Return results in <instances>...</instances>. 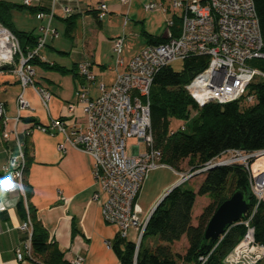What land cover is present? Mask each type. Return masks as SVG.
<instances>
[{"label": "built area", "instance_id": "obj_1", "mask_svg": "<svg viewBox=\"0 0 264 264\" xmlns=\"http://www.w3.org/2000/svg\"><path fill=\"white\" fill-rule=\"evenodd\" d=\"M117 1L122 6L131 3V0ZM22 3L29 6L30 0H22ZM143 8L163 14L173 11L165 20V40L146 44L124 61L121 53L125 34L113 38L111 50L114 64L115 67H122V70L116 73L109 87L99 85V94L95 98L89 96L88 86L82 85L75 104L67 106L70 113L75 107L82 109L84 126L67 128L69 124L61 118H53L49 124L37 126L43 132L62 136L58 149L71 147L91 158V173L96 186L92 199L99 205L104 223L115 226L116 234L121 238L127 239L129 229L136 230L134 254L148 218L141 219L136 197L146 175L152 170L166 167L160 161L161 154L154 147L150 131L149 94L156 72L190 56L206 57V66L184 85L199 107L209 102L224 104L239 100L250 104L255 98L252 93H247V86L255 78L264 80V71L249 64L250 60L263 57L264 48L253 0H167L166 3L164 0H150L143 4ZM96 9L98 19L108 11L104 2H99ZM64 13L70 14V8H64ZM174 16L179 19L177 31H174ZM44 17L43 12L36 13L37 19ZM51 17L52 12L47 15V24L40 28L36 45L26 54L22 53L16 37L0 22V70L4 67L11 69L21 86L16 98L17 115L12 118L15 123L21 111L29 106L24 90L34 85V71L28 61L38 55L48 36L58 37V32L49 27ZM126 22L127 18L124 24ZM78 74L87 83L94 80L88 61L78 65ZM37 94L42 106L47 108L50 93L39 88ZM9 120L5 116L3 102H0L2 138L15 140L18 148L16 154L8 153L1 183L5 191L20 190L24 198L22 143L17 140L16 130L8 129ZM183 128L182 123L174 129L170 128V132ZM131 138L135 142L130 146L131 153H127L126 140ZM261 158H264V150L249 152L230 149L202 168L181 175L176 183L179 185L192 175L213 166L240 164L246 170L255 206L242 220L245 232L224 257V264H257L264 258V247L255 242L253 227L249 222L255 207L264 204V162L260 161ZM20 229L26 231L29 238L24 253L16 251L17 261L31 256V223L28 218ZM69 264H84V259L76 255L69 260Z\"/></svg>", "mask_w": 264, "mask_h": 264}, {"label": "crops", "instance_id": "obj_2", "mask_svg": "<svg viewBox=\"0 0 264 264\" xmlns=\"http://www.w3.org/2000/svg\"><path fill=\"white\" fill-rule=\"evenodd\" d=\"M2 1L23 5L22 0ZM148 1L150 0L145 3ZM166 1L164 0L165 3ZM99 2H104L108 7V11L100 19L97 18L96 9ZM28 7L35 8L36 11L31 13ZM130 7L128 9V6L120 5L117 0H30L29 6L14 9L10 14L15 29L31 32L38 38L41 34L40 28L47 24V15L52 12L49 27L58 32V37H47L45 46L38 51V58L49 65L55 64L63 70H70L61 73L30 66L34 71V85L27 86L24 90L29 106L21 111L17 123L13 122L12 118L17 115L16 98L21 86L11 69L0 70V102L4 104L5 116L11 119L7 127L16 130L19 142L27 140L29 143L31 159L25 174V179L31 188L29 201L35 208L37 219L47 231L48 240L57 244L63 253V258L68 262L78 255L83 257L84 264H118L116 255L108 247L117 229L113 225L104 223L99 205L92 199L96 186L91 173V158L86 153L71 147L58 149L57 145L62 142V136L58 133L43 132L37 126L47 125L53 118L65 120L69 124L67 128L84 126L82 109L75 107L70 113L67 106L75 104L78 90L82 85L88 86L89 96L90 86H95L97 92L95 97H97L99 85L109 87L116 73L122 70V67H115L112 50L109 49L111 40L120 36L125 27L129 26V30H132L128 14ZM64 8H70L71 13L65 14ZM39 11L45 14L44 18H36V13ZM68 17H73L75 20L71 37L64 34L65 20ZM125 18L127 22L124 24ZM59 35H64L66 40L60 39ZM103 44L108 45L107 53L101 50ZM146 44L145 42L141 48ZM136 53L123 57L124 61L129 60ZM83 61L90 63V71L94 75V80L90 83H86L78 74V65ZM39 88L46 89L51 95L47 108L41 104L37 94ZM1 131L0 122V264H38L37 261L27 259L26 256L23 257V261L16 260V251L20 250L24 253L29 236L26 231L20 229V225L25 221L17 210V202L23 198L22 193L20 190L7 192L1 183L2 169L6 164L8 153L16 154L18 149L15 140L2 138ZM148 178L146 175L136 197L141 219L149 217L156 203L179 180L177 178L166 182L153 196L141 198ZM207 202L208 199L204 196L196 198L192 213L193 223ZM129 232L136 236L135 229H129L127 235ZM152 239L150 245L155 243ZM127 240L132 239L127 238ZM171 248L174 252H184L187 248L185 236L174 242Z\"/></svg>", "mask_w": 264, "mask_h": 264}, {"label": "trees", "instance_id": "obj_3", "mask_svg": "<svg viewBox=\"0 0 264 264\" xmlns=\"http://www.w3.org/2000/svg\"><path fill=\"white\" fill-rule=\"evenodd\" d=\"M258 24L264 44V0H253ZM0 0V22L18 40L23 54L34 48L37 38L31 33L14 28L10 14L14 9L24 8ZM31 13L35 8L28 7ZM64 34L71 37L75 28L73 17L66 18ZM174 31L178 30L179 19L173 17ZM147 44L163 42V36H153L141 31ZM204 56H190L181 61L178 71L170 65L160 68L153 77L149 94L150 131L154 147L160 151V161L166 167L181 173V164L185 162L189 171L202 168L207 162L218 158L230 149L244 151L264 150V80L255 78L247 86V93L254 95L250 104L242 100L224 104L209 102L199 107L184 85L206 66ZM31 67H41L66 73L62 67L41 61L38 55L28 61ZM249 64L264 71L263 57L252 59ZM2 69H7L4 67ZM73 72V71H72ZM81 77V76H80ZM181 121L183 129L170 132L171 122ZM30 148L27 140L22 141L24 167L22 186L24 198L18 200L17 210L23 220L31 223L30 259L40 264H69L56 243L48 240V234L37 219L35 208L30 203L31 188L25 179L30 161ZM194 188L185 182L169 189L159 200L141 234L139 246L134 254V243L116 234L110 241V248L118 259V264H224L226 254L236 245L245 232L242 220L252 212L255 200L249 191L248 175L240 164L213 166L203 172ZM242 190L248 197L250 207L245 217L229 226L209 248L205 255L199 252L203 241V232L210 216L217 206L232 192ZM206 197L207 204L192 222L193 207L197 197ZM254 240L264 247V204L260 203L251 214ZM182 236L187 240L184 252H174L171 245ZM144 238H155V243L143 244ZM257 264H264L261 260Z\"/></svg>", "mask_w": 264, "mask_h": 264}, {"label": "rangeland", "instance_id": "obj_4", "mask_svg": "<svg viewBox=\"0 0 264 264\" xmlns=\"http://www.w3.org/2000/svg\"><path fill=\"white\" fill-rule=\"evenodd\" d=\"M145 2H143V0H132L131 4L128 6V9L131 6L130 7L131 9L129 10L128 14H129V19H131L129 21L131 22L129 25L132 28V30L130 31L129 30L130 28L128 26V27H125V30L122 33H120V36L122 34H125V42L123 43L122 53H121V56L124 58H126L127 56L129 57V55L138 52L141 49V47L145 44L144 36L141 33V31L145 30L155 35H164L167 32L165 20L167 17L171 16L173 11L171 10L172 12H169L168 14H162L160 12L153 13L151 11H146L143 8V4ZM59 37L60 39L66 40L64 35H59ZM111 49H112V43H111V48L109 50ZM101 50L103 51V53H107L109 51L108 45L103 44L101 46ZM94 67L96 68L97 65H95ZM170 67L173 70L178 71L181 67V61L172 62L170 64ZM90 88H91L90 96L95 97L97 94L95 90V86H90ZM180 123L182 124V122L173 120L171 122V128L173 129L176 128ZM134 142H135L134 138L126 140L127 153H131L130 146ZM181 168H182V171L180 174L178 172H175L169 167H162V168H158V169L151 171L149 174H147V178L148 177L149 178L147 179L148 182H147L145 189L143 188L142 190L141 198H149L150 196H153L157 192L158 188L162 186L163 184H165L166 182H169L173 179L175 180L177 178L180 179L181 175L190 173L189 168L185 164V162L181 164ZM197 180H199V176L194 177V175H192V177L188 178L186 182L190 183L189 187L194 188V185L192 183ZM196 208H198V203H196ZM133 237L135 236H133L132 233L129 232L127 235V238L132 239L133 241L132 240L130 241L135 243L136 239ZM151 239L144 238L142 242L143 244H149ZM152 240L155 241V239H152Z\"/></svg>", "mask_w": 264, "mask_h": 264}, {"label": "water", "instance_id": "obj_5", "mask_svg": "<svg viewBox=\"0 0 264 264\" xmlns=\"http://www.w3.org/2000/svg\"><path fill=\"white\" fill-rule=\"evenodd\" d=\"M177 185L178 184H175V186ZM249 207H250L249 199L242 190H236L232 192L227 199L221 202L217 206L213 214L210 216L208 222L206 223L203 232V241H207V244L202 243L200 245L199 248L200 254L205 255L208 252L211 245L222 234L225 233V231L229 226L242 220L247 214Z\"/></svg>", "mask_w": 264, "mask_h": 264}, {"label": "bare ground", "instance_id": "obj_6", "mask_svg": "<svg viewBox=\"0 0 264 264\" xmlns=\"http://www.w3.org/2000/svg\"><path fill=\"white\" fill-rule=\"evenodd\" d=\"M1 57H2V56L0 55V58H1ZM260 161L264 162V158H261Z\"/></svg>", "mask_w": 264, "mask_h": 264}]
</instances>
